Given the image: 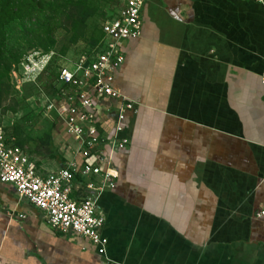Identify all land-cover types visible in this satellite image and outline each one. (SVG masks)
<instances>
[{"label":"crops","instance_id":"crops-1","mask_svg":"<svg viewBox=\"0 0 264 264\" xmlns=\"http://www.w3.org/2000/svg\"><path fill=\"white\" fill-rule=\"evenodd\" d=\"M123 50L114 86L136 108L123 121L128 144L111 154L114 187L98 199L105 254L0 182V264H264V0H144L141 33ZM46 89L0 114L3 130L21 123L12 143L42 175L83 162L45 109L64 105ZM94 102L108 153L119 103ZM97 181L75 179L72 197Z\"/></svg>","mask_w":264,"mask_h":264},{"label":"built area","instance_id":"built-area-1","mask_svg":"<svg viewBox=\"0 0 264 264\" xmlns=\"http://www.w3.org/2000/svg\"><path fill=\"white\" fill-rule=\"evenodd\" d=\"M144 0H121L116 15L102 24L101 42L90 54H81L71 67L61 66L52 87L55 100L64 104L55 108V101L46 99L45 109L57 111L62 130L72 136L83 162H70L66 167L44 175L38 173L27 154L13 144L0 127V182L13 187L16 195L39 209L47 224L66 234L74 233L88 239L99 254H105L107 239L100 233L104 216L98 208L102 192L114 187L111 154L126 147L122 137L123 121L128 111L135 110V102L123 96L114 86L115 71L124 61L123 41L137 38L141 33V9ZM54 56L53 51L28 52L11 70L14 88L18 91L26 83H35ZM261 80L264 83V73ZM117 101L112 136L108 138V153L102 149L97 127V105L94 98ZM88 183L79 199L72 197L75 179ZM264 210L258 215H263Z\"/></svg>","mask_w":264,"mask_h":264},{"label":"trees","instance_id":"trees-1","mask_svg":"<svg viewBox=\"0 0 264 264\" xmlns=\"http://www.w3.org/2000/svg\"><path fill=\"white\" fill-rule=\"evenodd\" d=\"M120 6L121 0H0V114L16 112L30 94L24 91L32 83L18 91L10 76L27 50L54 52L35 81L41 90L54 89L59 62L69 49L76 46L77 53L90 54L101 42L102 24L114 17ZM19 130L21 123L3 131L9 137L15 136L16 144L21 145Z\"/></svg>","mask_w":264,"mask_h":264},{"label":"rangeland","instance_id":"rangeland-1","mask_svg":"<svg viewBox=\"0 0 264 264\" xmlns=\"http://www.w3.org/2000/svg\"><path fill=\"white\" fill-rule=\"evenodd\" d=\"M30 51H32V49H30V50H27L26 52H25V54H27L28 52H30ZM77 54H79V53H77ZM58 62H59V60H58ZM61 63V61L59 62V64ZM60 66H61V64H60ZM13 82V81H12ZM27 84H29V83H27ZM35 84H38L39 85V83L37 82V83H35ZM33 85V83H32V85H30L29 87L28 86H26V84H25V86H26V89H25V91H24V94H28V93H30V94H32V93H37V92H41V91H43L44 90V93L45 94H47L48 95V93H50V91H48L46 88H43V90H38L37 89V87H36V85ZM24 86V87H25ZM23 88V87H22ZM22 90V89H21ZM20 90V91H21ZM45 91H47V92H45ZM44 99H45V97H43ZM21 109H23V110H28L29 109V106H28V104L27 103H24L23 105H20V110Z\"/></svg>","mask_w":264,"mask_h":264}]
</instances>
